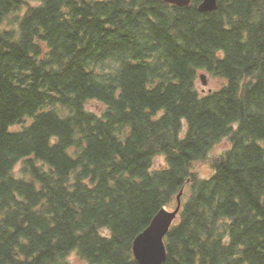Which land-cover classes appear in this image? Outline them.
Returning <instances> with one entry per match:
<instances>
[{
	"label": "trees",
	"instance_id": "16d2710c",
	"mask_svg": "<svg viewBox=\"0 0 264 264\" xmlns=\"http://www.w3.org/2000/svg\"><path fill=\"white\" fill-rule=\"evenodd\" d=\"M201 1L0 0V264H140L180 194L162 264H264V0Z\"/></svg>",
	"mask_w": 264,
	"mask_h": 264
},
{
	"label": "water",
	"instance_id": "95a60500",
	"mask_svg": "<svg viewBox=\"0 0 264 264\" xmlns=\"http://www.w3.org/2000/svg\"><path fill=\"white\" fill-rule=\"evenodd\" d=\"M179 6H186L192 0H164ZM218 0H202L199 9L203 12L216 10ZM200 78L204 85H208L206 73H201ZM212 91V89H209ZM182 208L181 194L178 196V204L175 209H161L152 219L144 231L134 240L133 251L140 264H162L167 258V247L165 237L171 226L178 218Z\"/></svg>",
	"mask_w": 264,
	"mask_h": 264
},
{
	"label": "rangeland",
	"instance_id": "374dc122",
	"mask_svg": "<svg viewBox=\"0 0 264 264\" xmlns=\"http://www.w3.org/2000/svg\"><path fill=\"white\" fill-rule=\"evenodd\" d=\"M201 73H206L207 74V79H208V85H204L202 83L201 78H198V89L201 93H208L209 89L215 90L218 89L222 86V80L219 78H215L213 76H211L207 71L202 70L199 74ZM86 107L88 110H91L95 113L98 114H102L104 112V105L102 103H100L99 101H90L86 104ZM231 147V142L229 138H224L222 141H220L219 143H217L212 150L209 153V158L222 154L223 152H225L226 150H228ZM215 149V153L213 154V150ZM167 165V160L166 157L164 155H157L154 159V168H162L165 167ZM23 166V161H20L15 168V172L17 175H21V168ZM196 169L199 171V173L202 176H210L213 172V168L211 166V163L209 161H205L202 162L200 164H198L196 166ZM170 210L174 209V206L169 208ZM75 254V256L78 258L76 260H72L70 259L72 264H79L80 260H84L82 259L77 253L73 252L70 257ZM69 257V258H70ZM87 264H90L89 262H87Z\"/></svg>",
	"mask_w": 264,
	"mask_h": 264
},
{
	"label": "clouds",
	"instance_id": "9594fccd",
	"mask_svg": "<svg viewBox=\"0 0 264 264\" xmlns=\"http://www.w3.org/2000/svg\"><path fill=\"white\" fill-rule=\"evenodd\" d=\"M213 154H216V153H215V149L213 150ZM70 259H72V260H76V259H78V258L75 256V254H73V255L70 257ZM79 264H87V261H86V260H80V261H79Z\"/></svg>",
	"mask_w": 264,
	"mask_h": 264
}]
</instances>
